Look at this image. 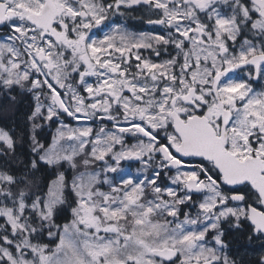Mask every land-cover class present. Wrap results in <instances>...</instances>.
<instances>
[{
	"label": "snow or ice",
	"instance_id": "obj_1",
	"mask_svg": "<svg viewBox=\"0 0 264 264\" xmlns=\"http://www.w3.org/2000/svg\"><path fill=\"white\" fill-rule=\"evenodd\" d=\"M138 7L156 30L116 22ZM0 29V111L32 101L0 126V264H264V0H0Z\"/></svg>",
	"mask_w": 264,
	"mask_h": 264
},
{
	"label": "flooded vegetation",
	"instance_id": "obj_2",
	"mask_svg": "<svg viewBox=\"0 0 264 264\" xmlns=\"http://www.w3.org/2000/svg\"><path fill=\"white\" fill-rule=\"evenodd\" d=\"M149 18L155 19L156 17L155 16L150 17L147 13L146 8L138 7L136 10L131 11L125 17L118 18L116 22L123 24L129 31H132V32H137V33L152 32L156 30L159 26L147 24V20ZM6 31H7L6 29H0V35H2ZM99 35H102V33H100ZM145 54L148 55L149 53H145ZM167 58L168 57L162 52L160 59L163 60ZM153 59H155V57H153ZM253 87L259 90L261 89V87H264V82L254 83ZM93 127H99V123L93 125ZM160 135L163 136V132H161ZM133 142L135 141L132 140L131 138H128V143H133ZM137 167H139L138 164H133L131 170L135 172V169ZM173 174H174L173 172H169L168 176H171ZM168 176H165L163 173H161L160 180L165 182V183H163L162 181L160 182L162 186L169 181ZM183 211H188V209L184 208ZM192 211L194 212L195 209H193ZM226 242H229L230 248L232 249L233 253L243 252L245 250L251 251L253 248H257L258 243H259L257 241H254L250 245L249 242L245 238L244 232H235V231H230L227 233Z\"/></svg>",
	"mask_w": 264,
	"mask_h": 264
},
{
	"label": "trees",
	"instance_id": "obj_3",
	"mask_svg": "<svg viewBox=\"0 0 264 264\" xmlns=\"http://www.w3.org/2000/svg\"><path fill=\"white\" fill-rule=\"evenodd\" d=\"M4 103L2 95H0V106H2ZM32 101H31V96L30 95H23L19 98V103L15 106L14 111H9V112H4L0 111V126L4 125H11V124H16V125H22L26 114L30 111ZM55 124H51V127H46L42 132H41V138L44 141H49L50 136L52 135V129ZM38 175L44 176L47 175V180H51L53 176L48 175L46 173H39ZM70 215V214H69ZM69 215L65 213V216ZM63 219H61L58 222H62Z\"/></svg>",
	"mask_w": 264,
	"mask_h": 264
},
{
	"label": "rangeland",
	"instance_id": "obj_4",
	"mask_svg": "<svg viewBox=\"0 0 264 264\" xmlns=\"http://www.w3.org/2000/svg\"><path fill=\"white\" fill-rule=\"evenodd\" d=\"M63 119H64V121H65V123H67V124H69V125H72V126H76L77 125V123H90V122H86V121H82V122H77V121H74V120H72V118H70V117H63ZM53 124H55L54 125V127H53V131H52V133L55 131V128L57 127V124H58V122H53ZM50 138H51V136H50ZM49 141H50V139H49ZM134 143V142H133ZM54 178V177H53ZM52 178V179H53ZM162 180H160V182H161ZM163 183H165L164 181H162ZM170 184V182L168 181L166 184H164V185H169ZM163 185V186H164ZM68 215H69V213H67ZM69 218H70V215H69ZM62 222H64V221H62ZM61 222V223H62Z\"/></svg>",
	"mask_w": 264,
	"mask_h": 264
}]
</instances>
